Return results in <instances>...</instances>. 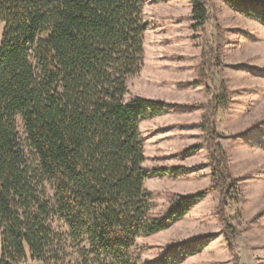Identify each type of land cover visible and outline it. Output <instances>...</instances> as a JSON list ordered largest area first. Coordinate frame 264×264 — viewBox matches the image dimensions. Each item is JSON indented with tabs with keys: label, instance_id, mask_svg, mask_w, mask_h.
<instances>
[{
	"label": "trees",
	"instance_id": "16d2710c",
	"mask_svg": "<svg viewBox=\"0 0 264 264\" xmlns=\"http://www.w3.org/2000/svg\"><path fill=\"white\" fill-rule=\"evenodd\" d=\"M209 1L191 0L193 31L210 22ZM223 1L264 25L263 2ZM143 13V0H0V264H23L28 256L68 264L56 219L71 236L86 238L82 264H141L139 239L168 230L211 192H231L226 154L207 127L213 186L175 195L166 212L155 213L140 127L168 106L129 90L128 80L144 67ZM223 98L214 97V112L227 106ZM18 118L37 167L27 158ZM186 171L151 173L177 178Z\"/></svg>",
	"mask_w": 264,
	"mask_h": 264
},
{
	"label": "rangeland",
	"instance_id": "374dc122",
	"mask_svg": "<svg viewBox=\"0 0 264 264\" xmlns=\"http://www.w3.org/2000/svg\"><path fill=\"white\" fill-rule=\"evenodd\" d=\"M143 1L149 24L144 67L128 86L132 96L168 106L164 115L140 127L144 168L150 172L145 187L154 196L155 213L166 212L175 195L191 196L213 186L211 130L226 154L232 187L225 196L219 189L211 192L168 230L139 239L141 264L161 259L176 264H264V25L223 0H210V22L193 31L191 0ZM2 32L0 26V43ZM214 97H224L227 106L214 112ZM18 127L27 158L37 167L20 118ZM188 149L195 153L185 154ZM179 167L187 171L177 178L151 173ZM43 186L53 200L51 184ZM55 228L67 263L82 264L89 250L86 238L71 236L60 219ZM181 245L180 252H172ZM26 263L41 264L30 256Z\"/></svg>",
	"mask_w": 264,
	"mask_h": 264
},
{
	"label": "built area",
	"instance_id": "2783aa9c",
	"mask_svg": "<svg viewBox=\"0 0 264 264\" xmlns=\"http://www.w3.org/2000/svg\"><path fill=\"white\" fill-rule=\"evenodd\" d=\"M1 244H2V239H1V237H0V246H1ZM24 264H27V263H24Z\"/></svg>",
	"mask_w": 264,
	"mask_h": 264
},
{
	"label": "crops",
	"instance_id": "0c3cea01",
	"mask_svg": "<svg viewBox=\"0 0 264 264\" xmlns=\"http://www.w3.org/2000/svg\"><path fill=\"white\" fill-rule=\"evenodd\" d=\"M3 28V26H1Z\"/></svg>",
	"mask_w": 264,
	"mask_h": 264
}]
</instances>
